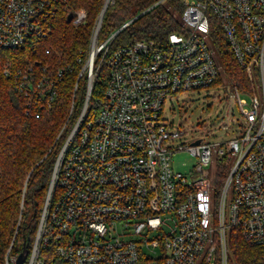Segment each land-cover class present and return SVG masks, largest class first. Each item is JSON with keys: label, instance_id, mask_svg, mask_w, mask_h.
Masks as SVG:
<instances>
[{"label": "built area", "instance_id": "built-area-1", "mask_svg": "<svg viewBox=\"0 0 264 264\" xmlns=\"http://www.w3.org/2000/svg\"><path fill=\"white\" fill-rule=\"evenodd\" d=\"M63 1L0 0V53L36 50ZM183 3V29L163 39L112 47L121 28L100 42L99 18L83 68L85 102L58 153L34 237L19 247L14 237L5 264H17L25 244L23 264H230L232 228L264 243V0ZM85 18V9L73 15L75 23ZM216 23L252 88L232 84L240 119L224 125L231 135L208 131L178 143L189 128L164 117L166 102L216 84L220 72L208 45ZM103 67L105 91L92 104ZM47 70L41 62L3 64L16 91L41 108H51L57 94ZM179 150L198 159L191 179L174 169Z\"/></svg>", "mask_w": 264, "mask_h": 264}, {"label": "trees", "instance_id": "trees-1", "mask_svg": "<svg viewBox=\"0 0 264 264\" xmlns=\"http://www.w3.org/2000/svg\"><path fill=\"white\" fill-rule=\"evenodd\" d=\"M183 1L110 0L99 41L120 28L112 47L143 38L163 39L183 29ZM105 4L106 0H65L57 5L52 32L37 41L36 50L25 47L0 53V264H5L14 237L16 247L34 237L58 153L85 102L88 75L83 68ZM79 9H85L86 18L75 23L69 14L75 15ZM126 22L129 24L123 27ZM216 24L211 38L226 78L250 91L249 75L234 56L224 30ZM7 61L23 67L47 64L57 92L51 108L32 104L33 108L29 99L16 91L14 80L3 74ZM107 79L108 70L103 67L94 84L92 104L103 96ZM224 174L221 166L218 178L222 180ZM228 240L230 264H264V243H251L238 228L230 230Z\"/></svg>", "mask_w": 264, "mask_h": 264}, {"label": "rangeland", "instance_id": "rangeland-1", "mask_svg": "<svg viewBox=\"0 0 264 264\" xmlns=\"http://www.w3.org/2000/svg\"><path fill=\"white\" fill-rule=\"evenodd\" d=\"M208 45L214 50V58L220 72L216 84L208 89L177 94L173 99L168 98L166 102L164 117L173 121L175 125L182 122L184 128H189V133L178 140V143H190L195 137H203V134L208 131L210 135L217 134L220 137L231 135L232 132L226 134L224 125H230L231 118L240 117L233 85L226 78L222 61L214 45L211 41H208ZM255 78L258 83L257 76ZM258 95L261 96L259 86ZM243 97L248 96L243 94ZM197 161V157L188 150H179L173 154L174 169L183 172L189 179H191ZM232 196V191H230L229 199ZM47 258L48 263L53 261V256H47Z\"/></svg>", "mask_w": 264, "mask_h": 264}, {"label": "water", "instance_id": "water-1", "mask_svg": "<svg viewBox=\"0 0 264 264\" xmlns=\"http://www.w3.org/2000/svg\"><path fill=\"white\" fill-rule=\"evenodd\" d=\"M108 3H109V0H106V4H105V6H104V8H103V10H102V12H101V16H100V18H101V21H102V19H103V16H104V13H105V11H106V8H107V6H108ZM73 17V13H70L69 14V18H72ZM200 140H197V141H195L196 143H198ZM27 244H25L24 245V247H23V250L21 251V253L19 254V256H18V259H17V264H23L24 263V261H25V259H26V256H27Z\"/></svg>", "mask_w": 264, "mask_h": 264}]
</instances>
